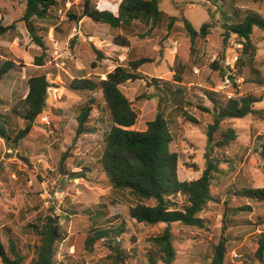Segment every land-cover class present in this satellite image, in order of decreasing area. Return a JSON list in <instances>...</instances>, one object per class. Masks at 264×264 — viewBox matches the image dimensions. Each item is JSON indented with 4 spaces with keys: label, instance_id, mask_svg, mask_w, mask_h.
<instances>
[{
    "label": "rangeland",
    "instance_id": "1",
    "mask_svg": "<svg viewBox=\"0 0 264 264\" xmlns=\"http://www.w3.org/2000/svg\"><path fill=\"white\" fill-rule=\"evenodd\" d=\"M90 1L116 14L121 0ZM25 3L0 0V22L13 24L0 36V58L16 65L0 81V121L10 136H0V241L5 247L9 237L15 239L26 256L24 264H31L38 243L31 224H40L51 215L58 217L64 234L56 254L62 264H150L147 254L154 248L149 238L166 224L139 223L130 217L133 197L127 190L113 189L100 164L111 125L101 91L70 87L73 78H104L116 65L145 57L148 61L139 70L147 76L146 82L121 86L138 112L131 128L142 130L157 112L164 115L173 135L169 147L177 154L181 180L196 179L205 168L207 126L219 107L229 98L248 93L261 98L252 103L251 113L224 118L215 133L217 139L231 128L236 136L229 145L214 147L221 159L220 171L211 178L213 201L198 214L204 225H169L175 250L171 264H209L221 238L226 246L224 264H258L254 251L259 234L264 233V201L237 195V191L264 186V28L253 26L254 50L249 55L242 56L241 48L233 45V40L239 41L236 35L230 33L227 39L224 35L227 24L240 22L246 15L264 20V0H160L163 15L152 29L138 21L127 28H112L87 16L76 21L69 14L80 15L83 0H58L46 18L33 19L35 32L45 44L41 66L34 65L33 58L42 50L21 19ZM183 17L196 30L208 22V33L191 38ZM74 25L80 26V37L72 35ZM115 36L125 38L128 45L116 44ZM52 38L58 41L57 48ZM234 51L242 63L227 70L225 59ZM214 60L216 68L212 67ZM35 74H46L50 83L46 105L28 134L16 143L12 138L27 123L18 115L27 92L26 80ZM179 75L181 82L176 83ZM152 77L169 81L170 90L158 91L150 83ZM90 97L98 105L87 121L93 131L76 135V117ZM41 115L47 116L49 124L41 121ZM173 199V207L187 203L182 194ZM120 223L118 235L99 239L92 251L85 248V237L93 225L108 228ZM110 245L122 250L123 262H114ZM155 264L165 263L156 260Z\"/></svg>",
    "mask_w": 264,
    "mask_h": 264
},
{
    "label": "trees",
    "instance_id": "2",
    "mask_svg": "<svg viewBox=\"0 0 264 264\" xmlns=\"http://www.w3.org/2000/svg\"><path fill=\"white\" fill-rule=\"evenodd\" d=\"M159 2L160 0H121L117 7V13L113 14L107 9L97 8L91 4L90 0H83L82 13L80 15L70 13L69 16L76 21L87 16L93 21L105 23L112 28H127L134 21H138L152 29L163 15L159 9ZM57 4L58 0H26L21 19L31 38L42 50L41 54L33 58L34 65L44 64L45 44L42 37L35 32L33 19L46 18L50 9ZM182 19L191 38L198 35L205 36L208 33V26H210L208 22H203L199 30H196L185 17ZM170 23L171 20L168 25ZM12 26L13 24L5 25L0 22V36ZM253 26L264 28V20L255 15H246L240 22L227 24L224 37L227 39L230 33L237 36L242 43L240 50L242 56L249 55V52L254 50L250 40ZM113 41L118 45H128V41L120 36H115ZM96 54L97 57L101 56L99 51H96ZM248 57L252 59L251 55ZM147 61L148 58L140 57L130 61L127 65H116L106 73L104 78H73L70 87L75 90L101 91V99L106 105L111 123L100 157L101 167L113 189L127 190L133 197L134 204L129 207L131 218L139 223L166 224L159 234L149 238L154 249L148 250L147 259L150 264H155L156 260L171 264L175 250L172 243L173 234L169 225L175 222L198 227L204 225V219L198 214L208 207L210 201H213L210 190L211 178L213 172L220 171L221 159L214 154V147L227 146L230 141L235 139L236 135L231 128L221 132L215 139V133L221 121L224 118L243 117L251 113L253 111L252 103L261 98L248 93L238 99L229 98L224 105L219 107L213 115L212 123L207 126L205 168L198 178L189 181L181 180L178 173L177 154L169 147L173 135L164 115L157 112L153 119L145 122V128L142 130L131 128L137 120L138 112L132 106L131 100L121 90V86L136 80L146 82L147 76L139 70V67ZM241 63L242 60L238 56L235 67L237 68ZM15 66L12 60L0 58V81ZM212 67H217L215 60L212 62ZM161 81L163 80L152 77L150 83L164 94L165 90H170L172 84L169 81ZM159 82L167 84L161 85ZM175 82H181L180 75L177 76ZM26 86L27 92L22 100L23 109L18 115L27 123L12 138V141L16 143L28 134L33 120L43 112L50 83L46 74H35L28 76ZM95 108H98V105L94 97L87 99L81 106L76 117V135L93 131V127L87 126V121L91 111ZM5 125L0 121V136L9 139L10 136ZM177 194L184 195L187 200L182 208L173 207L175 205L173 196ZM237 195L264 201V186L238 190ZM246 209L249 208H238V210ZM94 222H96L94 224H98L96 219ZM93 226L91 234L84 240L85 248L88 251L93 250L94 244L99 239L111 240L112 238L108 237L111 233L118 235L122 231L121 223L119 226L108 228ZM31 228L38 236L35 256L32 258L31 264H62L56 259L57 244L64 239L58 217L47 215L40 224H31ZM7 243L8 245L5 247L0 241L1 263L24 264L26 256L21 253L16 240L9 237ZM110 247L115 255L114 262H123L125 256L122 250L114 245H110ZM225 254L226 246L224 239L221 238L214 246V253L209 264H224ZM254 256L258 264H264V233L259 234Z\"/></svg>",
    "mask_w": 264,
    "mask_h": 264
},
{
    "label": "built area",
    "instance_id": "3",
    "mask_svg": "<svg viewBox=\"0 0 264 264\" xmlns=\"http://www.w3.org/2000/svg\"><path fill=\"white\" fill-rule=\"evenodd\" d=\"M72 35H76L79 37L82 35V31H81V28L79 25H74L72 27ZM52 43H53V46L55 48H57L58 41L52 38ZM232 43L235 46V48H241L242 47L241 41H234L233 40ZM237 58H238V54L236 51H234V53L231 56H229L225 59V62H224L225 63V69L233 70L235 68V63H236ZM40 119L43 123L49 124V120H48L47 116L41 115Z\"/></svg>",
    "mask_w": 264,
    "mask_h": 264
}]
</instances>
